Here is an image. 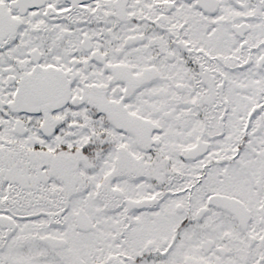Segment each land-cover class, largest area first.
<instances>
[{"label":"snow or ice","instance_id":"6c2138e0","mask_svg":"<svg viewBox=\"0 0 264 264\" xmlns=\"http://www.w3.org/2000/svg\"><path fill=\"white\" fill-rule=\"evenodd\" d=\"M0 264H264V0H0Z\"/></svg>","mask_w":264,"mask_h":264}]
</instances>
